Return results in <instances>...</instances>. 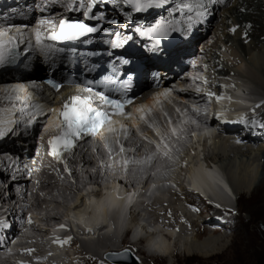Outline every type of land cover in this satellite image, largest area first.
Here are the masks:
<instances>
[{
	"label": "bare ground",
	"instance_id": "6f19581e",
	"mask_svg": "<svg viewBox=\"0 0 264 264\" xmlns=\"http://www.w3.org/2000/svg\"><path fill=\"white\" fill-rule=\"evenodd\" d=\"M2 1L5 3V6H2L4 3L0 5V17L13 23H19L23 18H26L28 13H31V11L35 9V5H37L42 13L39 14L40 16L43 14L49 15L57 8V5H61L64 0H56L57 5L50 0H15L13 3H11L13 0ZM107 1L108 6H105V9H107V7H113L111 1ZM194 1L196 2L189 3L193 4L194 8H199L197 3H200V1L205 3V7L212 6L214 10H216L214 21H209L208 19L206 20L207 22H204V17H207V13L204 12V15L197 16L195 11L190 13L185 7V10L182 11L184 16H176L179 15L181 11L179 8H176V5H179V2H181L183 6L186 4L185 2H187L185 0H169L165 6L162 5L160 8L156 6L153 10H156L160 14L167 15L172 20L171 24L173 25H175L176 19L180 20V30L178 31L184 38L182 37L183 39L180 42L179 50L175 49L171 52L174 53V57L180 55L181 58V54L184 55L186 52L187 44L191 45L194 40H199L204 35V32L209 30L208 28L211 26L212 29L209 30V33H211L210 44H208L209 42L205 44V42V45L200 47L197 52L203 56L205 62L213 70L221 72L224 76H233L230 79H226V86L229 87L232 80L237 83L236 90L231 92L235 93L236 96L230 98L228 105H223L227 102L226 100L221 102V106H224L221 112L222 114L224 112V114L220 120L215 121L222 135L213 138L211 129L206 127L200 131L194 129V133L190 134L189 127L191 126L194 128L192 123L197 122L190 111H185L180 121L175 125L174 122L170 120L166 127L164 126L161 128L164 143H166L170 149L168 155L172 151L176 154L178 169L175 174V180L186 186L189 185L191 189L200 195L185 191L182 193V196L175 195L173 199L165 203L146 206V213L154 226L146 225V228H149L147 229L149 233L146 232L143 225H139L137 230H139L138 233H145L144 241L150 242V254L148 253L149 250L139 248L136 243H127L126 247L121 245V248H118L115 244L108 248L103 246L104 248L101 247L102 249L97 251L90 247L85 248V246H83L84 242L81 240H71L69 243L63 245L52 244V246H50L53 257H56V264H63L65 260L66 263L69 264H95L100 260L101 264H104V262L108 264V261L113 264H127V258L124 261L113 260L112 254L123 249H128L134 257L136 256L135 258L139 256L141 259H138L146 264H155V262L160 264L161 261L166 260L168 257L173 259L174 263L179 260L177 256L181 253L186 257V260L200 259V264H227V261H225L226 259H223V253L228 248L229 240L227 237H224V235L220 236L219 234L216 236L215 232L223 229V221H225L224 217H221L222 214L219 215V210H222L224 212L223 214H232L233 211L229 209V206H232V204L231 201L225 197V192L221 189L222 185L226 186V182H224V179L222 180L221 177L219 178L218 172L213 173L212 170L213 168H218L219 172L222 174L221 167L212 164L210 161L219 163L225 170L226 168H230L232 178H229L230 182H227L229 185L231 184L232 189L238 194L239 198L241 196H248L249 199L254 200L260 207L264 208V106H262L261 100L258 99V104L252 108V110H257V112L245 118L239 117L237 115L239 112H231L232 109L239 108L243 109L246 113V108L243 107L242 99H244L245 104H247L249 100L242 97V92L245 91L248 82H252L259 89L264 87V28H262V26H264V16H262L264 0ZM165 8L167 9L165 10ZM171 11L177 14L175 15ZM200 11H203V9ZM245 14H248V17H246L247 15L244 16ZM109 16L111 19L118 18L114 9L111 10ZM184 17H189L190 19L184 20ZM252 17H254V19H251ZM234 27L236 31H230V29ZM0 32L8 34L2 38L12 36L29 38L28 33L16 29H7L5 25L0 26ZM31 37H35V35ZM208 39H210V36ZM164 56L163 54L159 56L158 60L155 58L152 60L161 65H165L166 60H164ZM34 59L35 56L32 51L24 55V61L27 62L24 63L22 67L30 66L34 68L33 72H35V78L42 73V75H45L44 71L40 70V65H37V67L33 65L35 62ZM245 65L249 66L245 67ZM250 66L255 72L260 74L262 77L261 80L252 77L251 70L253 69L250 68ZM246 68L250 74H245ZM36 80L41 79L37 78ZM18 91L19 89L16 90V92ZM256 93L257 92L254 94L257 95ZM37 94L43 95V91L37 90ZM58 97L59 95H56L53 99H57ZM259 97L264 98V95ZM139 101L140 100H138V102ZM191 110L194 112L202 111L197 106L191 107ZM247 113L250 114L251 111L249 110ZM11 119H14V117ZM185 120H187L186 124L183 123ZM10 123L12 124L9 126H16V124H14L16 123L15 120H11ZM179 127L181 130L178 129ZM173 128L179 132L178 136L172 134L171 130ZM0 131H5V128L0 127ZM104 132H107V126L104 128ZM104 136L108 137L106 134H104ZM178 139L188 145H194V143L197 142L200 147L201 151L199 154L197 153L193 159L190 157L188 158L191 162L189 171H186V166L182 162V157L186 154V149L180 152L176 151L179 144L176 145V150L173 148V144H176ZM80 144L81 143H79V145ZM161 148L163 151V145H161ZM162 151L158 152V154L162 161H167V159L163 157ZM85 152H88V154L86 155ZM95 159L96 154L94 153L93 147L85 142L80 145L75 158H71V163L86 167L92 165ZM29 172L32 173L30 177L27 178L26 175ZM82 172L88 174V178L90 177L87 170ZM236 173L237 175L235 177ZM51 177L52 175L46 168V165L40 161L38 157L35 159L33 166H31L26 173L22 174L21 179L15 184V186L20 187V194L18 197L15 196L16 194L12 195L10 201L13 205L11 209H8V220H3L0 224V250H3L0 256V264H14V261L9 259V255H15V252L14 250L7 251L5 245H9V241L16 237L19 232V227L24 226L23 218L30 207L32 205H38L39 202H44L41 195L42 192L51 185L49 180ZM73 187L72 193L75 194L76 198L58 206L63 218L61 222L65 223V228H72L77 232L78 236L86 238L89 242L91 240L90 237L92 235L94 237L99 230L107 231V233L97 237L96 240L105 237H109L107 240L120 238L121 235L119 237H117V235L122 230L124 215L121 216L120 219L118 216L119 211L124 208L126 209L128 205L126 202H131L132 200L129 197H135V199L139 198V189L135 190L132 193L133 196H131V194L125 195L120 193L114 183H111L109 186L104 184L101 197L96 199L92 197V193H90L91 183L84 184L81 186V189L76 185ZM83 195L89 196V200L83 202ZM186 195L194 197L197 202L200 201V204H193V202L188 201L184 202L182 198ZM30 198H33L34 202H30ZM133 204H136V200ZM182 204L185 209L188 210L187 212L185 209H179ZM45 206H47V204H45L42 209L46 211L47 209ZM177 206L179 208H177ZM202 206L209 210H211L212 207L215 208L211 210L212 213L210 212V214L213 215L209 216V212L206 211L208 214L206 218L209 220L205 221V224L209 225L211 227L210 230L213 232L209 231L208 233L210 236H207L203 240H198L197 235L193 238H189L188 236L190 235L188 234L190 231L194 230L196 226H199V221L193 219V212H195L193 208H202L204 210L205 208ZM53 217V221L59 219L57 214ZM206 218L203 219L205 220ZM10 220L14 222V226H11ZM33 220L40 223L45 228H48L44 230H42V228H34L35 232L42 235L51 233L53 227L58 228L57 226L43 224L42 221H48L46 217H39L33 214ZM185 226L189 230L187 233V230L184 229L186 228ZM158 227L162 228V237L153 233L154 231H160ZM177 227V234H173L174 232L172 230ZM53 232L57 233L59 230ZM115 242L116 241H114V243ZM122 242L123 241H121V243ZM40 244L43 245L44 242L41 240ZM64 247L66 252L64 251ZM179 248H182L181 252H178ZM12 249H14V246ZM29 249H34V251L31 255L26 251L25 254L32 263H37L38 255L36 252L38 248L33 247ZM173 252H176V254ZM123 253L125 252H121V254ZM67 256L69 257L67 258ZM103 257L107 260L104 261ZM44 264H52V257L44 261Z\"/></svg>",
	"mask_w": 264,
	"mask_h": 264
},
{
	"label": "snow or ice",
	"instance_id": "6c2138e0",
	"mask_svg": "<svg viewBox=\"0 0 264 264\" xmlns=\"http://www.w3.org/2000/svg\"><path fill=\"white\" fill-rule=\"evenodd\" d=\"M128 3L135 2V8L136 11H142L145 8L152 7L153 4L156 3H163L164 0H126ZM97 4V0H91V2H87V0H77V3L74 7H72L70 10L75 11L77 9L82 11V15L85 17H88L89 14H92L93 17H95V14L93 13V7ZM183 7L187 8L189 12H193L195 10V14L197 16L204 15V11H200L198 9H194L193 4H184ZM199 7H203V5H200ZM110 23H118L117 21H110ZM40 24H48L53 29H56L58 27V31L53 30L47 37H42V34L39 30L35 33V39L36 43L44 46L45 39L53 40V41H59V40H73L77 39L86 33L95 32L96 28L89 27L86 23L82 21H66L61 20L59 25H55L52 21H44L41 20ZM230 31L235 32L236 28L230 29ZM163 34V33H161ZM8 34L5 32H0V38L7 36ZM7 44H12V38L10 37L7 41ZM12 53V48L7 47L4 40L0 39V64L4 63L8 57L9 54ZM206 82V81H205ZM89 84L92 83V81L88 82ZM125 88H127V85H123ZM57 89L59 88V85H54ZM82 91L91 93L92 88H85ZM199 91V90H197ZM166 95V94H165ZM214 95L213 93H209V96ZM95 99L99 102L100 107H93L92 106V100ZM218 99H222V97H218ZM131 100H125L120 101L118 99H110L107 95H103L98 93L96 97H88V98H81L80 96L73 95L69 101L65 102L63 104V107L61 110H59V115L61 117L60 121V131L58 135L52 136L48 141L49 146V155L53 156L57 160H60L61 153L65 151H71L74 147H76V141L79 139H82L84 135H93V136H101V129L107 126V132L112 134L116 133L117 129L113 127L114 118H119V121H126L129 122V124H125L123 122H120V130L125 136V138L128 137L129 126L131 128H136L137 124L133 123L137 120V116L134 113L126 112L125 106L127 104H131ZM56 109H49V112H55ZM179 111V110H177ZM145 112L144 108H137L136 113H140L138 119L141 123L147 125V120L145 115L143 114ZM117 121V122H119ZM170 123V122H169ZM148 127H151V125H147ZM155 134L160 137V143H156V141H148L149 143H154L156 145L157 152H161L162 148L161 145H163V151L162 154L164 156H168V153L170 149L168 148V145L164 143V137L161 136V133L158 129H154ZM172 134L175 135L176 129L173 128ZM4 135L2 131H0V136ZM142 140H148L146 136L142 135ZM143 146L142 144L140 145ZM136 149H125L122 145L120 147V154H123L125 151H135ZM148 160H151V157H148ZM130 163L129 160L125 159L123 161V165L125 170H127V166ZM67 170V169H66ZM69 175H71V172L69 171ZM29 223H31V219H29ZM61 228L65 227L64 225H60ZM71 241V237H69L67 240L63 241H54L56 243H60L61 245L65 243H69ZM29 255L34 251V249H26L25 250ZM120 255H127V253H123ZM20 264H25V262H20Z\"/></svg>",
	"mask_w": 264,
	"mask_h": 264
},
{
	"label": "rangeland",
	"instance_id": "374dc122",
	"mask_svg": "<svg viewBox=\"0 0 264 264\" xmlns=\"http://www.w3.org/2000/svg\"><path fill=\"white\" fill-rule=\"evenodd\" d=\"M14 1L15 0L11 1V3H13ZM168 1L169 0H164L163 3H156V4H154V7L159 6V8H160L162 5L165 6V4ZM173 1H177V0H173ZM185 1H187V2H185L186 4H189L190 2H196L194 0H185ZM181 4L182 3L179 2V5L178 4L176 5V8H179L181 10V11L179 10L180 11L179 15H176L177 13L174 12V11H171V12L173 14H175L176 16L182 15V17H183L184 15H183L182 11L185 10V9H184V7ZM200 5H203V7L202 8L201 7H199V8L197 7V8H194V9H198V10L204 9L203 11L205 13H207L206 20L209 19V21H214V18H215L214 14H215L216 10H214V8L212 6L211 7H209V6L205 7V3H203L202 1H200ZM2 6H5V3ZM209 8H210V10H209ZM166 9L167 8H165V10ZM244 16L248 17V14H245ZM262 16H264V10L262 11ZM251 19H254V17H252ZM262 28H264V26H262ZM208 29L209 30L212 29L211 26ZM209 30H206L204 32V35L199 40H194L193 41L192 47L195 50L198 51L200 49V47H202L203 45L207 44L208 42H209L208 44H210V42H211V33H209L210 32ZM209 36H210V39H208ZM201 43H203V44H201ZM175 58L179 59L180 55H178V57L176 56ZM246 66H249V65H245V67ZM250 68H252V67L250 66ZM251 71H252V77H254L255 79L261 80L262 77L260 76L259 73L255 72L254 69L251 70ZM245 72H246L245 74H250L247 68H246ZM42 74H39V75H42ZM247 86L250 87V96L254 97L256 99H260L262 106H264L263 105L264 104V98L259 97L261 95H264L263 94L264 87L262 89H259L252 82H248ZM261 91H263V92H261ZM255 92H257L256 93L257 95L254 94ZM237 115L239 117L241 116L243 118L252 116V114H247V113H238ZM85 154L87 155L88 152H85ZM236 169H237V167H236ZM224 171H225V175L227 177V180L230 182L229 178H232V174H231L230 168H226V170L224 169ZM237 172H238V170H237ZM31 173L32 172L27 173L26 177L29 178ZM236 175H237V173L235 174V177H236ZM230 187H231V190H232L233 194H235L236 212H232V214H230V213L229 214H223L224 212L222 210H219V215L222 214L221 217L223 216L225 221H223V229H220L219 231L215 232L216 236H218L219 234H220V236L224 235V237H227L228 240H229L228 246H227L228 248L224 252L225 254L223 253V259H226L225 261H227V264H264V208L260 207L254 200L249 199L248 196H244V197L241 196L239 198L237 196V193L232 189L231 184H230ZM182 195L183 194H178L177 196H182ZM182 200L184 202L188 201V202H193V204L194 203L200 204L199 203L200 201L197 202L194 197L188 196V195L184 196L182 198ZM203 205H204V203H203ZM177 208H179V207L177 206ZM203 208H205V207H203ZM179 209H182V210L185 209L183 204H182V206H180ZM193 209L195 210V212H193V219L199 221V226H196L194 228V230H191L190 233L188 234L190 236H188V237L189 238H193V237H195V235H197V239L198 240H203L207 236H210V234L208 233L209 231L213 232V231L210 230L211 227L209 225L205 224L206 223L205 221L209 220V219L206 218V216H207V212H206L207 208H205L204 210L202 208H201L202 210L201 209H195V208H193ZM212 209H215V208L212 207ZM185 210H186V212L188 211L187 209H185ZM211 210H210V212H212ZM204 214H206V215H204ZM210 215H213V214H210ZM203 218H206V219L204 220ZM221 219H223V218H221ZM10 223H11V226H14V222L13 221L10 220ZM213 223H215V222H213ZM224 223H225V225H224ZM184 229L187 230L186 233L189 231L187 227L184 228ZM177 230H178V227L176 229L174 228V230H172L174 233L172 231H170V232H172L173 234H177L176 233ZM0 233H1V231H0ZM183 238H185V237H183ZM96 239L97 238H95L93 240H90V242H89V240H81V241L84 242L83 246H85V248L86 247H90L91 249H95L97 251L101 250L104 247H107V248L109 246L112 247L114 244L118 248H121V245L124 246V244L126 243V240L124 242H122V243L117 241L118 238L117 239L113 238L112 240H107V239H109V237L100 238L98 240H96ZM114 241H116V242L114 243ZM180 245H183V244H180ZM124 247H126V245ZM5 248H6V246H5ZM182 248L181 249L179 248V251L178 250L177 251L181 252ZM0 251H1L0 252V256H1V254L3 253V250H0ZM176 252H173V253L176 254ZM95 254H98V253H95ZM120 254L119 253L118 254L117 253L112 254L113 255V260L114 261H124V260H126V255H120ZM105 257H103L104 261L107 260V259L105 260ZM17 258L18 257L15 256V255H9V259L14 261V262L17 260ZM137 258L141 259L139 256ZM177 258L179 260L175 259L177 261L173 263V259L168 257V258H166V260L161 261L160 264H168V263H170V264H172V263L173 264H200V259H192V260L187 259L186 260L185 259L186 257H184L182 253L179 256H177ZM95 264H101V260L99 262L97 261V263H95ZM104 264H105V262H104ZM108 264H113V263L108 261ZM155 264H157V263L155 262Z\"/></svg>",
	"mask_w": 264,
	"mask_h": 264
},
{
	"label": "water",
	"instance_id": "95a60500",
	"mask_svg": "<svg viewBox=\"0 0 264 264\" xmlns=\"http://www.w3.org/2000/svg\"><path fill=\"white\" fill-rule=\"evenodd\" d=\"M123 212V209L119 211L118 216L121 218V213ZM123 252H127L126 258L128 259L127 264H146L142 260H139L138 258H135L134 255L128 249L124 250ZM121 264V263H120Z\"/></svg>",
	"mask_w": 264,
	"mask_h": 264
},
{
	"label": "trees",
	"instance_id": "16d2710c",
	"mask_svg": "<svg viewBox=\"0 0 264 264\" xmlns=\"http://www.w3.org/2000/svg\"><path fill=\"white\" fill-rule=\"evenodd\" d=\"M112 8H113V7H111V10H113Z\"/></svg>",
	"mask_w": 264,
	"mask_h": 264
}]
</instances>
